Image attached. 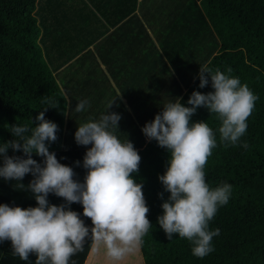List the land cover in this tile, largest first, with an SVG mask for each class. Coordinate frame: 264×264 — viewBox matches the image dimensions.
Returning <instances> with one entry per match:
<instances>
[{
    "label": "trees",
    "instance_id": "obj_1",
    "mask_svg": "<svg viewBox=\"0 0 264 264\" xmlns=\"http://www.w3.org/2000/svg\"><path fill=\"white\" fill-rule=\"evenodd\" d=\"M99 19L111 28L106 35L95 29ZM205 67L225 74L231 68L230 75L258 99L236 145L220 141L216 114L201 107L190 119L207 123L216 137L206 182L210 188L231 185L228 203L209 222V230L219 229L214 250L198 258L189 241L175 234L168 239L157 223L169 196L158 177L170 153L141 129L176 98L190 107L194 91L212 92L210 82L199 87ZM85 100V110L76 112ZM44 109L45 119L58 128L49 151L73 169L79 183L91 146L75 142L77 127L107 112L121 116L116 135L141 157L132 178L143 185L149 208L151 227L138 248L143 264H264V0H0V144L19 139L14 125L37 126ZM7 155L25 158L11 148ZM32 158L43 164L42 157ZM32 179L31 174L21 181L0 177V204L36 207L27 187ZM47 199L50 205L65 203L51 193ZM68 207L91 227L80 204ZM92 243L89 237L69 264H83ZM35 259L32 254L21 260L9 241L0 242V264H35Z\"/></svg>",
    "mask_w": 264,
    "mask_h": 264
},
{
    "label": "clouds",
    "instance_id": "obj_2",
    "mask_svg": "<svg viewBox=\"0 0 264 264\" xmlns=\"http://www.w3.org/2000/svg\"><path fill=\"white\" fill-rule=\"evenodd\" d=\"M231 72V68L227 69L228 74L200 68L199 87L210 82L213 91H194L187 101L190 107L176 98L141 129L149 141L154 140L170 153L166 171L158 177L169 196L161 205L163 214L157 223L168 239L175 234L189 241L192 254L198 258L214 250L212 240L219 235V229L209 230V222L218 207L228 203L231 185L223 183L210 188L206 182L204 169L217 147L216 137L207 123H192L190 119L203 107L220 120V141L226 142L225 146L238 143L258 97ZM87 104L88 101H81L75 111H84ZM46 110L36 117L37 126L30 130L14 125L12 132L19 139L0 144V177L21 181L31 174L33 179L27 187L37 205L22 209L0 204V242L9 241L13 254L24 261L34 254L35 264H69L90 237L97 249L103 247L107 257L119 264L143 244L151 227L143 185L132 178L139 171L141 157L130 141H121L116 135L121 116L107 112L98 121L83 123L75 131L78 145L91 146L83 158L87 174L79 183L73 169L61 164L49 151L48 144L56 141L58 128L45 119ZM242 146L247 148L248 144ZM9 148L21 151L25 158L9 157ZM33 155L42 157L43 164ZM50 193L65 203L50 205ZM74 203L82 206L83 217L91 221L90 228L81 214L69 210L68 206Z\"/></svg>",
    "mask_w": 264,
    "mask_h": 264
},
{
    "label": "rangeland",
    "instance_id": "obj_3",
    "mask_svg": "<svg viewBox=\"0 0 264 264\" xmlns=\"http://www.w3.org/2000/svg\"><path fill=\"white\" fill-rule=\"evenodd\" d=\"M96 245L94 247V249L92 250L91 254L88 256L87 254V257H86V262H88V264L91 263V261L93 260V264H107V263H110V264H114L113 261H111L106 253H105V250L102 249L100 251H98V253L96 254L95 253V250H96ZM95 253V255H94ZM86 262H84L83 264H87ZM119 264H143L142 263V260H141V255L139 253V250L138 249H134L133 251H131L130 253H128L125 258L119 262Z\"/></svg>",
    "mask_w": 264,
    "mask_h": 264
},
{
    "label": "crops",
    "instance_id": "obj_4",
    "mask_svg": "<svg viewBox=\"0 0 264 264\" xmlns=\"http://www.w3.org/2000/svg\"><path fill=\"white\" fill-rule=\"evenodd\" d=\"M100 20V22L101 23H99V25H98V23H97V25H95V23H94V25H95V29L97 28V32H101L102 33V35L104 34V35H106L108 32H110L111 31V28L106 24V23H104L101 19H99ZM90 29L94 32V27L92 28V27H90ZM150 35V34H149ZM98 37H102V36H98ZM94 247H95V245L92 243V245H91V248H90V250H89V252H88V256L91 254V252H92V250L94 249ZM102 249V247H100L99 249H97L96 248V250H95V253L97 254L98 253V251H100ZM95 253H94V255H95ZM84 262H86V260L84 261ZM87 264H88V262H86ZM94 262H93V260L91 261V263L90 264H93ZM107 264H110V263H107Z\"/></svg>",
    "mask_w": 264,
    "mask_h": 264
}]
</instances>
